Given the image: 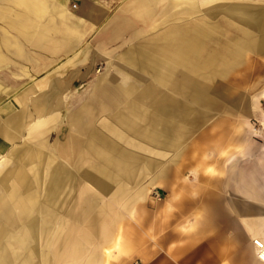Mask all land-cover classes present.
Here are the masks:
<instances>
[{
    "label": "bare ground",
    "instance_id": "6f19581e",
    "mask_svg": "<svg viewBox=\"0 0 264 264\" xmlns=\"http://www.w3.org/2000/svg\"><path fill=\"white\" fill-rule=\"evenodd\" d=\"M158 1L138 3L140 8L152 10ZM163 1L161 17L170 20L197 13L218 0ZM18 3L31 4L29 0ZM215 8H224L229 19L264 29V6L232 0ZM79 26L74 20L66 25V32L74 34ZM235 26L233 33H240L223 40L214 37L216 33L226 34L222 23L206 17L169 24L110 60L115 70L97 77L83 98L63 94L61 84L54 85L49 74L21 90L0 83V92H15V109L0 116V133L16 140L0 157V264H53L62 256L63 261H79L85 256V246L75 241L78 217L101 206L89 188L109 193L114 183L115 193L124 194L125 183L137 178L140 166L154 169L158 164L143 152L172 153L182 146L183 136L205 124L211 111L221 112L225 104L239 108L237 99L227 93L228 87L220 82L207 83L243 63L248 50L264 51V37ZM123 27L119 22L114 29L117 32ZM7 60L0 53V65ZM38 91V96H31ZM64 99L72 105L65 118L69 131L62 133L58 128L57 140L51 146L46 136L52 124L60 127ZM33 111L37 118L32 119ZM245 132L249 137L257 131L246 128ZM20 138L23 143L18 142ZM159 176H154L153 182ZM80 181L89 188L79 203L74 191ZM90 225L99 226L95 217ZM51 246H56L55 251ZM65 246L68 251L63 255ZM110 255L111 248L104 247L85 256L84 264H103Z\"/></svg>",
    "mask_w": 264,
    "mask_h": 264
},
{
    "label": "crops",
    "instance_id": "0c3cea01",
    "mask_svg": "<svg viewBox=\"0 0 264 264\" xmlns=\"http://www.w3.org/2000/svg\"><path fill=\"white\" fill-rule=\"evenodd\" d=\"M29 1L30 6L0 0V53L8 57L0 65V83L9 89H25L49 74L65 94L67 80L92 73L114 40H123L121 32L129 23L123 14L126 0ZM113 8L121 12L115 15ZM74 20L80 25L77 32H66ZM119 22L124 27L116 32ZM242 30L264 37V29L247 23ZM245 56L264 57V51L248 50ZM14 93L0 92L1 117L14 111ZM256 131L247 135L245 145H237L228 162L219 159L212 168L201 162L199 169L194 164L197 173L180 172L175 183L154 189L136 214L123 215L108 241L106 263L264 264L254 242L264 243V128ZM15 143L0 133V157Z\"/></svg>",
    "mask_w": 264,
    "mask_h": 264
},
{
    "label": "rangeland",
    "instance_id": "374dc122",
    "mask_svg": "<svg viewBox=\"0 0 264 264\" xmlns=\"http://www.w3.org/2000/svg\"><path fill=\"white\" fill-rule=\"evenodd\" d=\"M138 1L140 2V0H126L124 3L128 5V9H124L123 14L127 16L126 18L129 23L124 31L122 30L121 32L123 40H114L113 47L110 50L104 51L105 55H102L103 62L99 61L97 68L92 73H82L81 76H76L73 80H67L70 81V87L65 90V93L67 92L71 99L73 97H85L86 88L93 84L97 80V77L107 71L115 70L110 60L120 52L126 50L130 44L159 34L169 24L181 23L197 17H206L210 22L222 23L224 30H227L226 34L216 33L214 37H219L223 40L234 35L233 28L235 24H238L239 29L242 28L241 21L229 19L225 11H223L224 8L222 10L221 8H215L218 4L224 6L232 2V0L214 1L202 7V10L197 13L187 16L178 15L177 18L180 19L173 18L170 20L161 17L165 4L163 0L158 1L157 7L152 10L140 8ZM239 2H244L255 7L264 6V1L258 0H239ZM176 10H179L178 7H176ZM207 11L209 14H207ZM111 12L116 15L121 12V9L113 8ZM238 32L240 33V30ZM73 82L74 84H72ZM217 82L228 87L227 93L237 99L239 108H231L230 105L225 104L221 108V112L211 111V117L205 124L192 129L190 134L183 136L181 138L183 142L182 146L172 153L170 151H163V153L143 152L144 156L157 160L158 164L154 169L145 168L144 165L140 166V169L137 170V178L125 183L126 192L124 194L119 195L115 193L117 187L114 183L113 190L109 193H104L95 187L90 189L80 181L81 184L74 191L75 200L79 202L84 193L83 191L89 188L101 201L98 211L87 215L80 213L78 217L75 241L84 244L85 251L83 254L86 257L93 251L98 250L100 252L104 247H108V241L111 243L114 237L112 230L116 228L117 224H122V216L128 217V215L136 214L137 208L145 204L154 195V189L159 188L158 186H167V182L170 180L175 183L178 180L180 172L183 175H186V173L187 175L197 173V170L202 166L201 162H208L204 167L209 166L211 168L213 166L216 167L213 164H216L219 159L228 162V158L234 155L237 145L243 144L247 139L245 137L246 128H250L251 130L264 128V98H261V95L264 93V57L245 56L243 63L232 68L227 75L220 78L216 77L214 82L207 83L214 85ZM62 106L60 127L52 124V128L46 136L48 144L51 146L57 140L58 128L62 130V133L69 131L65 118L72 109V105L69 100L65 99V103ZM37 117L38 114L33 111L32 119ZM61 138L64 140L63 134ZM255 138H258L257 135ZM261 141L264 140L261 139ZM23 142L24 139L21 138L20 143ZM253 142L257 143V141ZM194 166L198 168L195 169V172L192 169ZM85 167H88V165L85 164ZM207 170H205L206 173L208 172ZM157 175H160L159 178H156V181L154 180L153 182V177ZM144 185L147 187L144 188ZM73 203L74 199L70 202V205ZM70 205L68 206L69 209ZM92 217H95L96 223L99 226L90 225ZM86 236H89L88 239ZM51 249L55 251L56 246H51ZM63 250V255L67 254L68 246H65ZM85 256H81L79 261L74 263L70 260L63 261L64 259L62 258L65 256H62L59 257V260L58 258L54 259L53 264H84ZM105 263L103 260V264Z\"/></svg>",
    "mask_w": 264,
    "mask_h": 264
},
{
    "label": "built area",
    "instance_id": "2783aa9c",
    "mask_svg": "<svg viewBox=\"0 0 264 264\" xmlns=\"http://www.w3.org/2000/svg\"><path fill=\"white\" fill-rule=\"evenodd\" d=\"M73 6L76 7V4H74ZM254 242L258 248L259 258L264 261V243L261 240H255Z\"/></svg>",
    "mask_w": 264,
    "mask_h": 264
}]
</instances>
